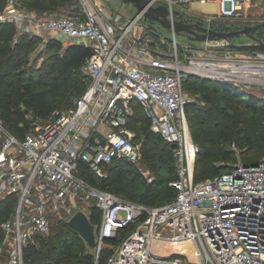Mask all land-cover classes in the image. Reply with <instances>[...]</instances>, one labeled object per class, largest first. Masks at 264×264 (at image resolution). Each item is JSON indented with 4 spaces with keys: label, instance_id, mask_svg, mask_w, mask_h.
<instances>
[{
    "label": "built area",
    "instance_id": "obj_1",
    "mask_svg": "<svg viewBox=\"0 0 264 264\" xmlns=\"http://www.w3.org/2000/svg\"><path fill=\"white\" fill-rule=\"evenodd\" d=\"M194 1H217L218 11L197 15L191 11ZM151 3L169 5L172 22L181 17L174 9L186 21L218 29L222 20L240 27L264 22V0ZM102 5L82 0L79 13L53 16L28 10L18 0H7L0 9V22L14 23L24 33L79 37L93 50L84 66L89 84L72 107L37 119L24 137L9 131L0 117V205L16 197L1 224L0 264H25L26 246L49 234L55 219H69L79 209L91 218L93 205L101 210L94 264H264V159L196 181L199 145L189 126L184 84L194 74L264 99V50L243 54L222 39L225 47H212L220 40L202 41L206 46L190 42L182 54L177 33L158 38L159 30L142 13L131 16ZM259 40L264 38L254 41ZM137 104L152 131L179 145L178 177L171 181L177 194L160 205L127 199L93 184L85 173L106 179L114 160L143 158V145L129 127ZM126 229L103 260L107 238Z\"/></svg>",
    "mask_w": 264,
    "mask_h": 264
},
{
    "label": "trees",
    "instance_id": "obj_2",
    "mask_svg": "<svg viewBox=\"0 0 264 264\" xmlns=\"http://www.w3.org/2000/svg\"><path fill=\"white\" fill-rule=\"evenodd\" d=\"M71 1L18 0L22 7L39 13L56 10ZM6 3L7 0H0V9H3ZM216 23L220 24L222 29L240 27L234 21L222 20ZM16 35L17 27L14 23L0 22V117L4 120L9 131L18 137H24L32 129L33 119H46L53 115L58 107H69L73 104L74 98L82 96L90 81L84 66L93 50L83 41L62 40L59 35H56L55 38L49 41L48 47H59L60 49L51 53L45 59L43 71L37 80L39 85L37 88L33 81H26L23 77L17 75V71L23 63L24 50L34 43L37 36L21 33L17 39ZM200 78H202V81H190L192 83L191 87L198 91L199 96L188 101L186 105L187 114L191 120V133L199 145L195 162L196 174L208 171L212 159L216 156L230 162L234 157V149L231 145L235 143L237 147L238 143L236 141L241 138H243L242 143L247 144L251 149H264V99L256 94L240 91L230 82L194 74L185 79V88L190 79ZM210 80L216 84L211 85ZM245 98H248V101L245 102L251 108V112L259 110L263 114L261 117L259 115L260 119H257L258 121L255 124L252 122L254 117L246 111L239 101L245 100ZM140 113L148 121L143 127L145 133L142 146L143 156L152 161L155 155L154 145L156 146L162 141L169 147L168 153L174 155L172 144L167 142L160 134L151 130L150 120L140 104L134 107L129 127L134 129L138 135L140 134L141 129L137 124L141 119ZM31 116H33V119H31ZM257 129L260 130L256 131ZM259 161L261 159L258 158L243 160L247 164H255ZM201 163H203V169H199ZM164 166L167 168V181H170L169 185L174 192H169L168 197L160 202L155 201L160 194V190L155 186V183L162 181L161 177H158L157 181L136 185L135 188L128 187L123 171L134 168V162L128 159L114 160L110 165V176L106 179H100L90 171H85V173L91 182L99 187L110 189L118 195H121L119 192L125 191L130 197L134 198L130 200L139 203L160 205L172 200L177 194V189L171 185L173 178L178 177V174H176L177 166L172 156L168 157V162L164 165L158 167L155 164L152 167L157 169L164 168ZM231 166L233 164L229 165L226 170H229ZM221 172L223 171L208 176ZM15 204L16 197L11 195L0 205V241L4 236L1 224L10 217ZM100 218V208L93 205L91 207V221L97 225ZM65 225L73 227L70 223ZM129 229L120 231L118 237L107 238V240L114 245H118ZM50 233L37 235L34 241L26 246L24 250L25 264H50L45 260L50 259L48 262H52V258L57 256L59 250L58 240L61 237V232L53 237ZM77 238L81 240L82 247L66 254L64 252H67V245H64L53 264H94L95 256L91 251L84 253L83 246L85 243L88 245V243L78 231ZM111 251L110 249L107 255ZM107 255L102 253V259L104 260Z\"/></svg>",
    "mask_w": 264,
    "mask_h": 264
},
{
    "label": "rangeland",
    "instance_id": "obj_3",
    "mask_svg": "<svg viewBox=\"0 0 264 264\" xmlns=\"http://www.w3.org/2000/svg\"><path fill=\"white\" fill-rule=\"evenodd\" d=\"M100 5L103 7H107V4L110 5L112 8L115 10H118L124 14H128L131 16L136 15L137 9L133 4L130 3H125L122 0H97ZM82 0H72L71 2L67 3L64 6L59 7L56 10L53 11H47V12H42L40 15H60V14H72L73 11L76 13H79L80 6H81ZM94 4V2H93ZM191 6V11L197 15H209L212 13H216L218 11L219 5L217 1H207V2H201V1H194L190 4ZM78 7V8H75ZM156 26L158 27L159 33L156 35L159 37H163L164 39L171 38L173 36V31L170 30L169 28L156 23ZM24 33L21 28L17 27V39L19 38L20 34ZM32 36V35H31ZM37 36L34 39V43L27 47L24 50V53L22 55V61L23 63L21 64L20 68L17 71V75L23 77L26 81H33L35 84V87H39L37 84V80L41 72L43 71V63L45 59L53 52L56 50L60 49L59 47H48V43L52 38H55L56 35H54L51 32H45L40 35H34ZM177 38L180 42V47H181V53L183 54L184 51V46L188 45L190 42L192 43H198L199 45L206 46L207 44H204L202 41L199 40H191L186 34L182 33H177ZM253 39H251L248 35L243 34L240 37L233 38V42L235 43H246V42H253ZM223 43V40H220L219 42H212V47H225L224 45H221ZM240 53L243 54H250L253 52V50H247V49H239ZM191 80L199 82L202 81V78L200 79H190L189 82L186 84V94H187V99L194 100L199 96L198 91H196L192 86V83L190 82ZM209 83L211 85L216 84L214 81L210 80ZM80 97V96H79ZM76 97L74 98L73 104H71L69 107H58V110H65L70 108L72 105H74L75 101L79 98ZM240 103L245 107L246 111L250 112L252 115L253 123L255 124L257 119H260L261 114L259 110H254V112H251V108L248 106V104L245 101H248V98H245V100H239ZM264 113V112H263ZM141 116V119L137 122L138 126L141 129L140 134L138 135V142L139 143H144V125L148 123L147 118L143 114H139ZM188 115V114H187ZM260 115V117H259ZM31 119H33V116H31ZM188 121H189V126L191 128V120L189 119L188 116ZM36 123V120L33 119V124ZM260 129H257L256 131H259ZM255 134V132H254ZM242 139L237 140L236 142L238 143L237 147H234L233 144L231 147L234 149V157L230 162H226L222 159H219L218 156L214 157L212 159V163L209 165L208 171H202L199 174H196V163H195V170H194V175H195V180L200 181L202 178L214 174L216 172L224 171L227 169L229 165H234L239 162H243L245 159L249 158H258L263 160L264 159V149L259 150V149H251L249 146L245 143H242ZM154 158L152 161L147 160L144 156L141 160H139L138 163H134V168H130L128 170L123 171L124 176H125V181L128 185V187L135 188L136 185H142V184H147L153 181H157L158 177H161L163 180L160 182L155 183V186H157L158 190H160V194L156 198V202H160L162 200H165L168 196L169 192H174V190L170 187L169 183L166 178V173H167V168L161 167L154 169L152 166L157 165H164L166 162H168V157L173 158L175 164H176V174H178V164L175 159V156L172 154H169V147L167 144L162 141L158 145H154ZM197 159V158H196ZM228 163V164H227ZM153 164V165H152ZM226 165L227 167H225ZM199 169H203V163L199 164ZM175 179V178H173ZM171 179V180H173ZM122 196L129 198V199H134L130 197L125 191L119 192ZM122 213L126 215V212L122 210ZM71 218L69 219H55L52 224L51 228V233L50 235L55 236L57 233L61 232L59 237V243H58V248L59 250L57 251L58 254L57 256H54L52 258V262H48L50 259H46L45 261L47 263L53 264L54 260L58 257L59 253L62 251V248L64 245L66 246L67 252L64 253H71V251H76L77 249L82 247L81 240L77 238V231L69 226L65 225L66 223L69 224ZM59 235V234H58ZM113 244L110 243L109 240H106V247L103 250V254L107 255L109 250L112 248ZM84 253L92 252L93 255L95 256V249L91 248L89 245L85 243L83 246ZM82 250V251H83Z\"/></svg>",
    "mask_w": 264,
    "mask_h": 264
},
{
    "label": "water",
    "instance_id": "obj_4",
    "mask_svg": "<svg viewBox=\"0 0 264 264\" xmlns=\"http://www.w3.org/2000/svg\"><path fill=\"white\" fill-rule=\"evenodd\" d=\"M125 3L133 4L137 13H142L143 18L149 22V26L153 30H158L155 22L158 21L161 25L169 28L175 33L186 34L191 40H226V45L231 48L237 49H247V50H264V40L246 42V43H235L233 38L242 36L243 34H251V31L260 29L264 26V22H252L246 23L240 28L231 29H218L214 27H207L201 24L200 20L196 21H186L182 15V11L179 9L173 10L174 16H181L180 18H175L172 20L169 18L170 8L169 5L165 3H160L158 5H153L151 0H122ZM62 40H75L83 41L79 37H73L65 34H59ZM251 94H255L253 91H248ZM178 143L173 142L172 147L174 149L178 148ZM80 235L85 239L88 245L95 248L97 245L96 236V225L91 221L90 216L87 212L82 209L76 211V213L71 217L69 221Z\"/></svg>",
    "mask_w": 264,
    "mask_h": 264
},
{
    "label": "flooded vegetation",
    "instance_id": "obj_5",
    "mask_svg": "<svg viewBox=\"0 0 264 264\" xmlns=\"http://www.w3.org/2000/svg\"><path fill=\"white\" fill-rule=\"evenodd\" d=\"M190 20L191 18H188V21ZM156 23H159V22L156 21L155 25ZM246 35H248L251 39H253L252 41L260 39V38H264V26H262L260 29L251 31V34H246Z\"/></svg>",
    "mask_w": 264,
    "mask_h": 264
}]
</instances>
